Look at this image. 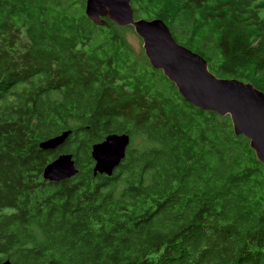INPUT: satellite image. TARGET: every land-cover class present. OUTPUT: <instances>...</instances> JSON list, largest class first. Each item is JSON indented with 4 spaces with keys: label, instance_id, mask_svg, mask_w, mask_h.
I'll list each match as a JSON object with an SVG mask.
<instances>
[{
    "label": "trees",
    "instance_id": "1",
    "mask_svg": "<svg viewBox=\"0 0 264 264\" xmlns=\"http://www.w3.org/2000/svg\"><path fill=\"white\" fill-rule=\"evenodd\" d=\"M86 0H0V264H264V165ZM218 77L264 92V0H132ZM71 130L55 149L39 143ZM130 135L111 176L92 145ZM71 153L78 172L47 181Z\"/></svg>",
    "mask_w": 264,
    "mask_h": 264
},
{
    "label": "water",
    "instance_id": "2",
    "mask_svg": "<svg viewBox=\"0 0 264 264\" xmlns=\"http://www.w3.org/2000/svg\"><path fill=\"white\" fill-rule=\"evenodd\" d=\"M132 0H86L84 12L97 25L108 18L119 26H132L140 37L150 64L160 69L178 88L183 98L205 111L228 115L237 135L250 141L258 160L264 165V92L238 78L218 77L209 70L199 53L177 42L161 19L136 18ZM71 130L43 140V149H55L67 139ZM130 135L113 133L92 145L94 174L111 176L126 156ZM74 157L61 153L43 169L47 181H60L76 175ZM2 264H12L5 260Z\"/></svg>",
    "mask_w": 264,
    "mask_h": 264
},
{
    "label": "rangeland",
    "instance_id": "3",
    "mask_svg": "<svg viewBox=\"0 0 264 264\" xmlns=\"http://www.w3.org/2000/svg\"><path fill=\"white\" fill-rule=\"evenodd\" d=\"M127 39L129 41V43L131 44V46L138 50L139 48H143V44H142V40L140 39V37L135 33V31H127L126 33Z\"/></svg>",
    "mask_w": 264,
    "mask_h": 264
}]
</instances>
